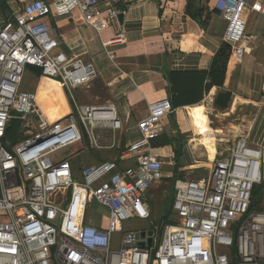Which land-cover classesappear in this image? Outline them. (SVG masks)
Instances as JSON below:
<instances>
[{"label": "built area", "instance_id": "built-area-1", "mask_svg": "<svg viewBox=\"0 0 264 264\" xmlns=\"http://www.w3.org/2000/svg\"><path fill=\"white\" fill-rule=\"evenodd\" d=\"M139 1L147 0H105L107 18ZM214 10L225 23L222 45L241 63L251 18L264 20V0H216ZM73 14L98 31V0H32L0 25V264H264V208L253 203L255 188L264 202V148L242 140L213 161L205 178L174 180L172 216L158 232L123 230L133 219L157 222L146 194L172 175L153 155L154 138L143 124L174 109L168 99L150 103L147 119L136 125L138 139L118 157L79 169L84 147L114 149L125 125L113 104L84 105L73 96L96 71L61 51L46 22ZM122 42L119 36L102 45ZM30 67L66 90V115L49 121L36 93L22 90ZM12 122L20 124V140L6 138Z\"/></svg>", "mask_w": 264, "mask_h": 264}, {"label": "crops", "instance_id": "crops-1", "mask_svg": "<svg viewBox=\"0 0 264 264\" xmlns=\"http://www.w3.org/2000/svg\"><path fill=\"white\" fill-rule=\"evenodd\" d=\"M30 1L0 0L1 7L5 6L0 13V25ZM42 1L51 4L54 0ZM98 1V31L83 25L76 14L62 18L51 16L46 22L61 51L80 57L96 71V78L88 87L73 91L75 100L78 101L76 93L85 90L94 100L90 105L111 103L124 122L125 128L117 133L115 148L107 151L115 158L137 137L134 130L139 122L147 119L148 105L166 99L171 102L169 74L209 72L212 60L222 46L224 31L220 33V29L225 23L214 10L216 0L139 1L117 8L123 16L121 22L118 17L108 19L109 7L105 0ZM188 2L198 7L194 17L185 15ZM199 13L201 20L196 19ZM261 20V33L247 34L241 63L229 57L221 89L212 87L199 103L173 107L174 111L166 117L155 122L146 120L143 124V133L154 138L153 155L163 158L164 168L166 163L172 165V172L165 171L166 175H172L168 180L169 189L176 178L201 179L198 174L202 175L207 169L198 167L201 163L207 164L208 160L196 151L198 140L209 154V161L227 156L241 140L247 145L264 148V20ZM119 36L123 37L122 43L103 47L102 43ZM28 72L34 74L30 69ZM221 90L231 94L228 107L222 111L214 107ZM194 110L198 113L200 131L207 137L206 145L195 127ZM127 130H132L133 140L123 136ZM163 137L169 138L170 145L156 148L158 139ZM177 149L180 150L178 156L175 155ZM151 190L146 197L152 211L150 200L154 197Z\"/></svg>", "mask_w": 264, "mask_h": 264}, {"label": "rangeland", "instance_id": "rangeland-1", "mask_svg": "<svg viewBox=\"0 0 264 264\" xmlns=\"http://www.w3.org/2000/svg\"><path fill=\"white\" fill-rule=\"evenodd\" d=\"M212 5H213V3L210 5V7H212ZM261 21H262L261 18L255 19L254 17H252L251 21L249 23V26L247 28V34H249L250 36L259 35L261 33L262 24H263V23H261ZM222 26L225 27V25H222ZM222 26L220 29V33L224 31V28H222ZM22 90L34 92V93L38 94V96H39V98H38L39 99L38 100L39 107H41V108L43 107L45 109H48V111L54 110L58 114V116L64 115L66 113V111L68 112V110H69L68 105H69L70 100L68 98V93L61 86V84L56 80H52V79H48V78H41L35 74H31L29 72H26L24 74V77H23ZM76 97L78 99L77 103H79V104L90 105V104L94 103V100L92 99V95L85 92V90L78 91L76 93ZM209 101H210V98H209ZM194 112H195V115H194L195 127L198 128V130L200 131L201 126L199 125V122L197 119L198 113L195 110H194ZM131 131L132 130H130L128 132V130H127V132L124 133L123 136L126 137V139L133 140V138H132L133 135L131 137ZM18 132H19V127L17 129V134H18ZM134 132L137 133V137L134 139V140H136L139 138L140 134L138 133L137 129H135ZM200 135H201V140L206 145L207 144L206 135H204L203 132L201 133V131H200ZM21 137L22 136H18L17 140H20ZM77 151H78V149L73 150V151L71 150V153H75ZM84 151L86 152V155L85 154L84 155H82V154L77 155L76 160L79 162V164L77 166L79 169L82 168L83 166L93 165V164L99 162L98 160L106 161V160L114 159V155L108 153L107 151H98V150L92 151L88 147H84ZM118 156H116V157H118ZM206 161L209 162L208 160H206ZM209 163H211V162H209ZM170 165H168V163H166V168H164V172L165 171H170V172L173 171V170H171L172 165L171 166ZM201 173H202V171H201ZM207 175H208V169H206V170L204 169L202 175L198 174V176L200 178H202V177L205 178ZM150 193L154 197L153 200H150L152 208H153L152 209V219L157 221V222L150 224L148 221L133 219V220L127 221L123 224V230L124 231H128V230L141 231V230H153V229H155L158 232L159 231V229H158L159 223H162L163 221L167 222L170 219L172 214L171 213L169 214V212L166 211L167 206L168 207L171 206V203H172V201L169 199L171 192L169 189L168 182L161 183L160 186L153 188ZM260 195H261L260 200H258V202L256 204L259 208H261V207L264 208V202H262V192L261 191H260ZM92 209L95 211L96 207L93 206ZM102 211L104 214H106L105 210H102ZM113 238L116 241V244L113 246V249L117 250L118 249V240L120 238V234L114 235Z\"/></svg>", "mask_w": 264, "mask_h": 264}, {"label": "trees", "instance_id": "trees-1", "mask_svg": "<svg viewBox=\"0 0 264 264\" xmlns=\"http://www.w3.org/2000/svg\"><path fill=\"white\" fill-rule=\"evenodd\" d=\"M5 8V6H2ZM202 15L199 13L196 16V19L201 20ZM229 59V47L226 45H222L220 49L215 54L210 70L208 73H172L168 75L169 83H170V93L172 94L171 104L172 107H178L181 105H194L199 103L205 92H207L210 88L216 87L221 89L224 82L226 65ZM35 75L41 77L40 70L37 68L30 67L29 68ZM209 81L206 83V81ZM231 94L227 91L221 90L219 95L215 100L214 107L217 110H225L230 102ZM20 126L18 122H12L10 127L7 129L6 138L9 141L16 140L18 136L17 129ZM16 136V137H15ZM157 139V138H156ZM155 139V140H156ZM154 140H151V144ZM154 147L155 145L152 144ZM170 145V140L167 137H163L158 139L159 147H166ZM180 154V150L177 149L175 151V155L178 156ZM102 160H99L101 162ZM174 183V182H173ZM172 191L173 185H170V196L169 199L172 201ZM260 188H255L253 191V203L256 204L258 200H260ZM262 192V191H261ZM170 210V211H169ZM169 214L171 213V206H167L166 209ZM165 211V212H166ZM168 214V213H167Z\"/></svg>", "mask_w": 264, "mask_h": 264}, {"label": "bare ground", "instance_id": "bare-ground-1", "mask_svg": "<svg viewBox=\"0 0 264 264\" xmlns=\"http://www.w3.org/2000/svg\"><path fill=\"white\" fill-rule=\"evenodd\" d=\"M38 98H39V96H38V94H36V102H37V105L39 106V102H38L39 99ZM39 108L42 111V113L44 114V116L49 121H54V120H56V119H58L60 117H63L64 115H66V113H68V112H66L64 115L58 116V114L54 110L48 111V109H45L43 107L42 108L39 107ZM197 133H198V131H197ZM198 136H199V133H198ZM196 149H197L196 151L200 153V157L202 155L201 153H203V155H205V156L208 157V161H209V154L205 151V149L203 148V146L201 145V143L199 142V140H198V147ZM204 151H205V153H204ZM213 160H210L209 162H213ZM209 162H207V164H205V165L201 163L198 167H205V168L208 169L211 166V163H209Z\"/></svg>", "mask_w": 264, "mask_h": 264}, {"label": "water", "instance_id": "water-1", "mask_svg": "<svg viewBox=\"0 0 264 264\" xmlns=\"http://www.w3.org/2000/svg\"><path fill=\"white\" fill-rule=\"evenodd\" d=\"M197 12H198V7L197 6L193 5L190 2H188L186 4L185 15H187L188 17H194L197 14ZM122 18H123V16L120 14L118 16V19H119L120 22L122 21ZM146 234H147L148 237H151L152 231H148ZM144 236H145V233L142 232L141 233V237H144ZM150 243H151V240L149 239L148 244H150ZM140 245L143 246V243H141Z\"/></svg>", "mask_w": 264, "mask_h": 264}]
</instances>
